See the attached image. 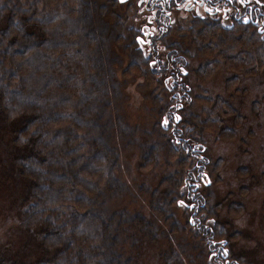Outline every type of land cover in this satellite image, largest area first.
Masks as SVG:
<instances>
[{"label": "trees", "instance_id": "trees-1", "mask_svg": "<svg viewBox=\"0 0 264 264\" xmlns=\"http://www.w3.org/2000/svg\"><path fill=\"white\" fill-rule=\"evenodd\" d=\"M98 10L95 0H0V124L4 121L12 126L11 147L22 148L12 158L16 176L27 180L16 217L28 236L35 234L34 237H37L35 230H38L41 250L45 248L52 252L47 260L38 264H135L130 260L132 256L129 253L137 251L124 248L121 236L114 231L113 217L122 216L124 210L108 215L101 208L109 197L123 191V183L113 173L119 171L118 147L119 142L124 141L118 127H122V123L127 126V122L110 98L114 69L118 64L112 60L114 38L107 39L98 26ZM191 20V24L203 22L207 29L204 36L193 37L198 46L206 47L207 40H214L216 35L222 36L219 55L230 60L229 65L235 69L234 72L264 75V39L258 31L256 34L253 23L239 25L234 21L232 27L226 28L208 17L195 15ZM103 21L105 19L102 20V25H105ZM208 22L215 25L206 26ZM238 26L242 27V32L253 46L243 42L236 45V41L232 46L228 41L223 43V31L230 32ZM18 27L23 29L17 32ZM210 27L218 29V32L212 33ZM237 35L238 32L233 33L232 37ZM256 36L258 38L254 43L252 39ZM141 41V38H136L137 46ZM117 42L122 47L119 39ZM157 53L155 50L144 51L140 46V56L136 59L146 64L152 75L174 97V89L164 81L161 69H152V64L159 63ZM170 60L167 58L164 64L170 68L166 75L174 74ZM147 81L151 82L148 78ZM178 83L190 99L189 86L185 81ZM180 95L183 96L182 93ZM167 96L164 105L162 99V106L154 113L155 117H160L161 129L162 121L168 114L164 109ZM221 119L218 116L212 120L219 131L223 129H219ZM14 120L20 122L16 124ZM180 122H184L180 128L182 133L177 132L180 129L176 122L170 120L162 131L170 134L168 155L172 153L175 158L182 156L179 158L180 169L185 163L184 158L190 160V166L185 167L187 169L181 180L180 175L174 180L175 189L172 192L169 190V177L156 189L157 200L151 202L155 207L152 215L156 219L152 216L151 220L134 222L147 235L130 232L126 239L134 248L144 239L154 242L157 236L170 241L167 239L170 234L163 229L167 230L166 225H159L156 221H165L162 217L164 211L158 202L168 203L175 199V205L188 213V229L205 240L207 245L216 231L221 237L218 240L223 243L221 252L224 259L233 263L232 257L236 255L231 245L229 223L220 220L217 215L225 200L218 201L215 197L213 201L209 192L213 173L209 164L213 160L205 156V144L198 132L193 134L189 131V121ZM50 154L52 159L49 157V165L45 166L48 159L44 156ZM206 169L207 175L202 176V171ZM191 181L195 183V188L189 191ZM199 185L203 186L200 190ZM231 206L239 210L240 204L233 202L228 210ZM214 211L216 218H213ZM203 213L206 216L203 217ZM197 217L199 222H194ZM211 220L216 222L207 230L204 227ZM167 222L170 233L174 220L173 224L171 219ZM168 249L161 255H167V259L168 254L176 251L170 244ZM207 250L208 263L216 264L209 246ZM203 253L199 250L202 257ZM8 260L4 258L0 262L11 264L12 259Z\"/></svg>", "mask_w": 264, "mask_h": 264}, {"label": "rangeland", "instance_id": "rangeland-1", "mask_svg": "<svg viewBox=\"0 0 264 264\" xmlns=\"http://www.w3.org/2000/svg\"><path fill=\"white\" fill-rule=\"evenodd\" d=\"M149 2L151 0H95L97 8L100 9L96 13L97 23L100 24L98 26L102 28L107 39L114 38L111 49L115 54L112 60L118 64L114 69L117 77L113 74L110 98L119 113L125 116L129 126L128 128L122 123V127H118L124 141L119 142L118 147L119 171L113 173L114 177L117 176L123 183V191L109 197L101 208H104V213L108 215H115L116 212L124 210L122 216L111 217L115 223L114 231L121 236L124 248L137 251L129 253L132 256L130 260L135 264H209L208 246L216 264H264V75L234 72L235 69L229 65L230 60L219 55L218 46L221 45L219 40L223 38L222 36L216 35L214 40H207L206 47L198 46L194 42V36L202 37L204 33L207 34L203 22L191 24L192 16L199 17L204 14L202 10L204 6L196 12L186 11L184 3L180 4V9L172 3L171 8H167L170 11V18L163 14L162 18L156 21V14L154 16L150 10L152 7ZM208 4L207 9L211 8ZM239 5L243 14L249 16L250 20L258 19L253 23L256 26L255 32L257 34L258 31L264 39V0H221L219 12L205 17L216 20L226 28L232 27L235 22L242 24L240 19L234 20L235 7ZM247 6L251 7L250 13ZM104 19L105 25H102ZM208 23L206 26L215 25ZM241 28L238 26L230 32L221 29L225 36L223 43L226 44L228 41L232 46L236 41L238 42L236 45L243 42L253 46ZM22 29L23 27H18L17 32ZM149 30L152 31L151 35H147ZM209 30L212 33L218 32L216 31L218 29L213 27ZM237 32L238 35L232 37V34ZM160 36L162 37L158 39ZM137 37L141 38L140 46L144 51L159 52L157 53L159 63L152 64V69L157 71L161 69L165 75L164 81L174 89L172 91L174 97L169 90L167 92L161 81L152 75L147 65L136 59L140 56L138 54L140 46L135 43ZM257 38L258 36L253 37L254 43ZM118 39L122 47L118 44ZM167 58L171 59L169 65L175 70L178 65L184 64L179 74L181 81H185L189 86L190 99L187 97L188 94L183 93L181 84H177L176 81L179 79L175 80L177 71L175 75H166L170 69L164 66ZM147 78L151 82H148ZM165 96L168 101L164 109L168 114L162 121V129L167 127L169 120L176 122L179 129L184 123L180 121L188 120L189 131L198 132V136L205 144V156L213 160L212 163L210 160L209 164V169L213 171L209 192L212 200L215 197L218 201L225 200L223 208L217 215L220 220L229 223L231 245L236 255L232 257L233 263L224 259L221 252L223 243L218 240L221 237L216 231L215 236L207 241V245L205 240L188 229L186 225L188 213H184L182 208L175 205V199L168 203L158 202L164 211L162 217H165V221L163 219L156 221L159 225L160 223L166 225L167 230L163 229L166 234H170L171 237L167 238L171 239L170 241L157 236L158 238L154 237V242L149 243L144 239L134 248L126 239L130 232L147 235V232H142L143 229L134 225V222L151 220L152 212H155L151 202L157 200L156 189L160 188L166 177H169V190L172 192L175 189L174 180L178 175L181 180L184 170L190 166V160L184 158L185 163L180 169L182 156H178L179 159L173 157L172 153L171 156L168 155L170 134L162 131L159 126L160 117H155L154 114L156 109L162 106V99L164 105ZM170 97H173L174 102L173 99L170 101ZM218 116L223 118L219 129L228 127L230 129L220 131L215 129L217 125L212 120ZM3 122L0 124V260L11 258V264H38L41 260H47L52 252L45 248L41 250L38 230H35L37 237L32 233V236H28V232L22 228L16 217L27 180L19 175L17 177L14 172L12 158L17 150L22 148L16 145L11 147L9 140L12 139L10 138L12 126ZM19 122L14 120L13 123ZM114 129L117 130L115 127ZM177 132L182 133L181 129ZM44 149L46 150L45 147ZM46 155L44 158L52 159L51 154ZM48 162L49 159L45 166L49 165ZM201 175H207V169L203 170ZM189 185V191L195 188L193 181ZM202 187L199 185V190ZM233 202L240 204L239 210L235 206L228 210ZM204 216L206 215L203 213ZM213 218H216L215 211ZM170 219L172 224L174 220V224L173 231L168 233L167 220L170 222ZM196 221L199 222L198 217L194 219V222ZM213 222L216 221L211 220L204 228L210 229L209 226L214 225ZM169 244L176 251L168 254L167 259V255L164 257L161 255L168 252ZM199 250L204 252L203 257Z\"/></svg>", "mask_w": 264, "mask_h": 264}, {"label": "flooded vegetation", "instance_id": "flooded-vegetation-1", "mask_svg": "<svg viewBox=\"0 0 264 264\" xmlns=\"http://www.w3.org/2000/svg\"><path fill=\"white\" fill-rule=\"evenodd\" d=\"M149 3H150V6L152 7V9H150V10L153 11L154 16L156 14L155 19H156V21H158L160 18H162V15L163 14H165L166 16H168L170 18V15H169L170 11L168 9L171 8L170 5L172 3H174V6L175 7H178L179 9L181 8V5L180 4L181 3H184L185 8L186 7H191V10H194L196 12H198L199 9L202 6H204V7H202V10H203V13L205 15H214V14H216V13L219 12L218 7L221 5V0H215V1H211V0H172V1L171 0H153V2L151 0V2H149ZM168 4H169V6H168ZM207 4L211 8H208L207 9L206 8V5ZM249 8H251V7L249 6L248 9ZM153 9H156V11H154ZM190 13H192V12H190ZM249 13H250V9H249ZM243 15L244 14H243L242 7L240 5L239 6H236L235 7V11H234V19L235 20L240 19V21H241ZM248 18H249V16H245V20H248ZM257 20L258 19L256 18L255 21L254 20H250V22H256ZM151 34H152V31L151 30L147 31V35H151ZM158 39H159V37H158ZM183 66H184V64L182 63L181 65H178L176 67V70L173 68L174 74H170V75H175V71H177L176 76H175V80H177V78L179 79V81L182 80L179 72L181 71V69H183ZM173 67H174V65H173ZM179 81H176V82L178 83Z\"/></svg>", "mask_w": 264, "mask_h": 264}, {"label": "bare ground", "instance_id": "bare-ground-1", "mask_svg": "<svg viewBox=\"0 0 264 264\" xmlns=\"http://www.w3.org/2000/svg\"><path fill=\"white\" fill-rule=\"evenodd\" d=\"M247 7H249V6H247Z\"/></svg>", "mask_w": 264, "mask_h": 264}]
</instances>
